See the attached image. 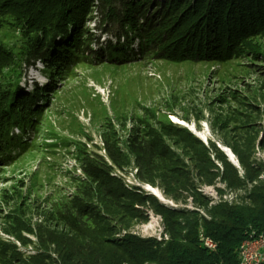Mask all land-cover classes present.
Listing matches in <instances>:
<instances>
[{"label":"rangeland","instance_id":"obj_1","mask_svg":"<svg viewBox=\"0 0 264 264\" xmlns=\"http://www.w3.org/2000/svg\"><path fill=\"white\" fill-rule=\"evenodd\" d=\"M97 4L99 0L76 1V19L65 23L37 12L48 29L41 39L52 33L61 41L59 48L46 49V55L51 52L47 63L34 59L26 65L17 56L7 76L11 62L3 52L0 57V89L4 82L11 84L7 105H0V264H31L43 248H53V237L74 236L62 219L68 214L82 222L89 237L160 235L161 219L151 211L146 221L127 217L115 206L102 211L106 198L82 170L92 157L105 162L121 184L139 185L169 206L176 204L163 194L157 173L180 161L190 165L188 155L199 149L193 146L196 139L211 159L209 143H214L239 175L246 169L264 180V25L225 36L213 51L189 43L188 23L168 35L159 27L156 52L141 54L136 37L128 43L115 40L118 23L110 24L112 16ZM20 8L0 7V51L21 47L32 29L45 31L29 28L26 20L35 12ZM59 53L62 63L54 65ZM15 101L22 105L10 115ZM151 134L159 136L164 153H173L151 175L142 169V178L151 181L143 182L134 150ZM238 156L249 167L243 168ZM216 186L224 199L239 194L224 184ZM201 190L218 199L213 186L201 185ZM79 197L82 205L94 203L107 214L104 223L74 213L80 209L74 203ZM109 223L119 232L106 231L102 225Z\"/></svg>","mask_w":264,"mask_h":264},{"label":"trees","instance_id":"obj_2","mask_svg":"<svg viewBox=\"0 0 264 264\" xmlns=\"http://www.w3.org/2000/svg\"><path fill=\"white\" fill-rule=\"evenodd\" d=\"M76 1L78 0H0V7L5 4L35 12L26 20L27 25L29 28L40 26L45 30L37 29L38 32H35V29H32V33L21 47L14 45L0 51V57L3 52L8 58V63L11 62L7 76L13 72L17 56L21 57L22 63L26 65H30L34 59L47 63L46 56L49 54L50 58L51 52L46 55V49L53 51L61 45V41L53 38L52 33H49L50 39H41V34L46 35L48 29L44 24L46 21L41 22L37 18V12L46 11V15L51 14L56 20L60 19L65 23V20L76 19L74 13L77 12L75 8L72 10ZM96 7L108 10V15L113 18L110 24L118 23L115 40L128 43L132 41L130 39L133 36L136 37L141 54L156 52L161 34L157 38L155 30L159 27L164 32L168 31V35L173 27L188 23L192 26V29L186 32V36L191 39L189 43L198 42L213 51L225 36L232 33L245 34L264 25V0H99ZM62 26L63 24L60 25L61 28ZM111 28L112 26L109 30ZM147 48L149 50H146ZM59 54L60 58L54 61V65L62 63L63 53ZM47 66L53 69L52 64ZM10 87L9 82H4L0 89V105L3 103V107L9 100ZM14 105L13 109H9L10 115L16 114L22 102L18 105L15 101ZM1 129L0 120V131ZM178 130L182 131L181 128ZM195 141L197 145L193 146L199 149L188 155L190 165L185 166L180 161L177 165L166 168L167 171L161 168L157 173L163 194L167 195L175 206L164 204L139 185L121 184L111 174L110 167L96 157L82 165L85 176L96 183L98 191L106 198L101 207L102 211L115 206L127 217L140 221H146L148 211H151L161 219L162 231L158 237L128 232L111 237L90 234L89 237L81 230L82 222H76L75 215L68 214L62 219L74 236L53 237V248H43L44 252L38 254L31 264H237L239 244L247 232L252 230L264 234V180L257 177L258 173L251 174L246 169L239 175L222 151L214 143H209L217 165L210 158L208 149L197 139ZM138 149L139 151L134 150L138 162V177L143 182H151L146 177L142 178V169L144 175H151V169L160 168L162 161H165L173 150L168 151V154L164 153L165 146L156 134H151V138L142 142ZM107 155L113 162L116 161V156L108 149ZM238 159L243 168L249 167L243 163L241 156H238ZM252 169L259 168L254 166ZM216 183L224 184L230 191L238 190L239 194L232 200L224 199L223 189L216 186ZM201 185L213 186L218 199L214 200L204 194ZM83 199L79 197L74 202L80 207L74 213L92 215L102 220L107 218V214L98 210L99 206L95 209L96 204L89 202L82 205L80 201ZM123 218L122 216L121 219ZM102 226L106 231L112 229V233L119 232L112 223ZM200 230L215 243V249L209 250L201 244L198 236ZM17 264L25 263L18 260Z\"/></svg>","mask_w":264,"mask_h":264},{"label":"built area","instance_id":"obj_3","mask_svg":"<svg viewBox=\"0 0 264 264\" xmlns=\"http://www.w3.org/2000/svg\"><path fill=\"white\" fill-rule=\"evenodd\" d=\"M200 239H208L215 247V243L206 235L202 234ZM252 244H259V252H252ZM240 264H264L263 233L261 239L245 237L239 244Z\"/></svg>","mask_w":264,"mask_h":264},{"label":"bare ground","instance_id":"obj_4","mask_svg":"<svg viewBox=\"0 0 264 264\" xmlns=\"http://www.w3.org/2000/svg\"><path fill=\"white\" fill-rule=\"evenodd\" d=\"M150 191L154 192L153 189H151L150 187L148 188ZM155 193V192H154ZM156 194V193H155ZM203 234V232L200 230L199 231V239L201 237V235ZM247 235L249 236V238H254V239H261V233H256L252 230L248 231L247 232ZM246 235V237H247ZM200 242L203 246H205L207 249L209 250H213L215 249V247H212V243L211 241H209L208 239H200ZM263 246H264V234H263ZM252 252H259V244H252ZM237 264H240V261L238 259V263Z\"/></svg>","mask_w":264,"mask_h":264}]
</instances>
